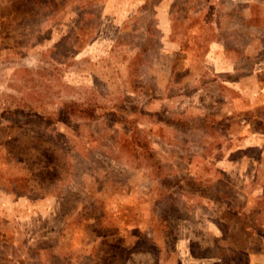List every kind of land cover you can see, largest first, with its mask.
Listing matches in <instances>:
<instances>
[{
    "label": "rangeland",
    "instance_id": "obj_1",
    "mask_svg": "<svg viewBox=\"0 0 264 264\" xmlns=\"http://www.w3.org/2000/svg\"><path fill=\"white\" fill-rule=\"evenodd\" d=\"M0 264H264V0H0Z\"/></svg>",
    "mask_w": 264,
    "mask_h": 264
}]
</instances>
